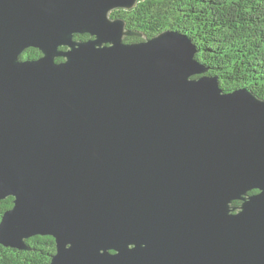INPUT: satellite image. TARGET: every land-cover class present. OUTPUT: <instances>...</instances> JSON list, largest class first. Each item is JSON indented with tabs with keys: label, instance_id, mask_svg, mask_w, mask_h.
<instances>
[{
	"label": "water",
	"instance_id": "95a60500",
	"mask_svg": "<svg viewBox=\"0 0 264 264\" xmlns=\"http://www.w3.org/2000/svg\"><path fill=\"white\" fill-rule=\"evenodd\" d=\"M140 1L0 0V243L51 236L50 264H264V100L225 93L188 36L112 17Z\"/></svg>",
	"mask_w": 264,
	"mask_h": 264
},
{
	"label": "trees",
	"instance_id": "16d2710c",
	"mask_svg": "<svg viewBox=\"0 0 264 264\" xmlns=\"http://www.w3.org/2000/svg\"><path fill=\"white\" fill-rule=\"evenodd\" d=\"M112 17L123 19L128 30L147 38L166 31L188 36L197 47L195 59L207 69L204 75L217 77L225 93L248 88L264 100V0H143L133 10H115ZM143 40L125 38L126 43ZM40 57L38 49L30 48L21 59ZM13 206L12 197L1 202L0 223ZM26 244L29 250L0 243V264H50L57 252L51 236H35Z\"/></svg>",
	"mask_w": 264,
	"mask_h": 264
},
{
	"label": "flooded vegetation",
	"instance_id": "af4514ba",
	"mask_svg": "<svg viewBox=\"0 0 264 264\" xmlns=\"http://www.w3.org/2000/svg\"><path fill=\"white\" fill-rule=\"evenodd\" d=\"M29 49H30V48H29ZM29 49H28V50H29ZM62 49H63V50H67L66 48H62ZM60 59H62V58H60ZM254 191H255V190H254ZM254 191H251L250 194H252V192H254ZM255 192H257V191H255ZM254 194H255V193H254Z\"/></svg>",
	"mask_w": 264,
	"mask_h": 264
}]
</instances>
